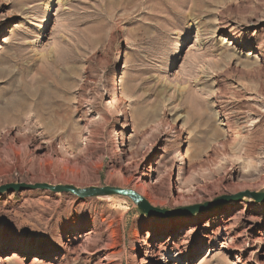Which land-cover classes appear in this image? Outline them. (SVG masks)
Masks as SVG:
<instances>
[{"label":"rangeland","instance_id":"rangeland-1","mask_svg":"<svg viewBox=\"0 0 264 264\" xmlns=\"http://www.w3.org/2000/svg\"><path fill=\"white\" fill-rule=\"evenodd\" d=\"M263 40L264 0H0V187L121 188L128 166L161 209L264 192ZM165 218L0 194V264H264V202Z\"/></svg>","mask_w":264,"mask_h":264},{"label":"water","instance_id":"water-1","mask_svg":"<svg viewBox=\"0 0 264 264\" xmlns=\"http://www.w3.org/2000/svg\"><path fill=\"white\" fill-rule=\"evenodd\" d=\"M44 191L53 194H69L80 199H99L107 197H122L127 198L133 202L137 209L148 217L164 218V217H178V216H189L196 213H202L205 211H216L222 209L226 205L232 202H238L242 198H248L255 202H264V192H251L245 191L237 195L223 196L215 199L213 202L178 208L175 210H167L157 208L151 205L144 197L137 194L134 191L126 190L117 187H87L78 188L73 185H51L48 183H10L0 187V194L14 193L23 191Z\"/></svg>","mask_w":264,"mask_h":264},{"label":"bare ground","instance_id":"bare-ground-1","mask_svg":"<svg viewBox=\"0 0 264 264\" xmlns=\"http://www.w3.org/2000/svg\"><path fill=\"white\" fill-rule=\"evenodd\" d=\"M253 36H254V34H253ZM264 41V40H263ZM263 44H264V42H262ZM260 46V45H259ZM262 47V46H261ZM262 51V50H261ZM225 139V138H224ZM222 141H223V139H222ZM130 167V166H129ZM127 170H128V166H120L119 167V169L117 170V176H118V178H123L122 179V181H123V183L121 184V188L122 189H126V190H131V191H134V192H136L137 194H139V195H141L142 196V192L143 191H145V190H148V189H153V190H155L156 188H157V186H158V184H160L161 183V178H158L157 179V181H156V183H154V184H152V183H150V184H148V185H146V182H144L143 181V179H142V177L144 176V175H142V176H137V175H135V176H130V177H126L124 174L127 172ZM164 178V177H163ZM120 180V179H119ZM119 182H121V180L119 181ZM158 189V188H157ZM150 191H152V190H150ZM176 191H177V195H176V193H175V198H171L170 200L171 201H173V202H177V201H182V200H184V199H186V197H188V196H191V195H193V194H191V192L190 191H186V190H184V188H182L181 186H177L176 187ZM149 194V193H148ZM159 198V197H158ZM170 198V197H169ZM243 199V198H242ZM167 201H168V199H166V200H162V199H150V203L152 204V205H166V203H167ZM236 203V202H235ZM231 208H229V210H230ZM226 217V215H222V214H219V215H217L215 218H213V222H215V221H217L218 220V222H220L223 218H225ZM180 219H176V220H171V219H168V218H165L164 217V219H160L159 220V222L161 223V224H164V223H168L169 225H171L172 227H176V225L179 223L178 221H179ZM175 221V222H174ZM166 225V224H165ZM226 228H224L223 230H225ZM158 240H160V239H158ZM259 240H262V238L261 239H259ZM162 243V242H161ZM160 245V244H159ZM160 251V250H159ZM164 252V251H163ZM152 254V253H151ZM164 255V254H163ZM162 255V253L161 254H158L157 256H159V257H161V256H163ZM147 259V258H146ZM155 262H156V260L155 259H151V264H155Z\"/></svg>","mask_w":264,"mask_h":264}]
</instances>
